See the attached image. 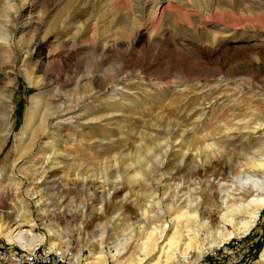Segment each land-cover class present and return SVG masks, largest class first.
<instances>
[{
  "label": "rangeland",
  "instance_id": "obj_1",
  "mask_svg": "<svg viewBox=\"0 0 264 264\" xmlns=\"http://www.w3.org/2000/svg\"><path fill=\"white\" fill-rule=\"evenodd\" d=\"M24 1L29 5L22 8ZM24 1L0 0V171L14 170L10 172L12 175L0 180V224L16 229L14 222L19 209L20 212L27 210L22 208L20 200H23L31 206L35 232L44 236V242L23 246L2 232L3 249L36 255L50 246L53 252L69 254L63 264H75L71 254L80 256L78 264H89L92 251L99 250L102 239L108 264L129 260L136 253L135 239L144 238L148 225L158 223L159 214L167 211L172 201L181 196L178 194L183 193L180 188L185 179L170 177L177 168L182 170L185 155L188 161L192 158L191 167L217 158L221 163L231 160L236 174L244 169L242 165L248 158L263 154L264 129L260 136H255L258 141L255 145H249V140L242 137L243 144L247 143L246 151H240L239 155L235 148L240 142L236 138L233 141L227 138L235 146L226 142L223 148L216 142L228 137L224 131L233 126L231 122H239L244 116L248 119L258 109L264 110V48L261 46L264 27L261 23L254 21V30L240 21H231L229 12L216 9L206 13L207 9L191 7L192 0H165V3H162L164 0H57L55 4L54 0ZM203 1L200 0L202 5ZM160 5L161 13L157 11ZM44 31L55 32L47 42L41 41ZM162 38L179 43L182 50L175 49L192 59L196 67L202 63L204 71L199 67L187 76L165 60H160L158 70L150 73L138 72L139 66L132 67L142 60L147 48H157ZM200 43L204 46L203 55L187 54V47ZM239 49H247L246 62L254 60L262 64L260 76L236 75V64L242 59L236 56ZM60 60L71 64L61 79L56 78L53 68L54 62ZM251 87L257 90L254 92ZM73 106H76L74 111H66ZM35 107L38 112L29 126ZM6 125L11 127L8 133ZM42 125L47 130L31 152L33 134ZM154 135L159 139H151ZM171 141H181L184 145L174 148ZM46 142L54 145L56 159L47 150ZM147 144H150L149 151L138 163L144 177H139L132 186L123 179L121 169L129 167V162L138 167L136 156ZM121 150L124 151L119 154ZM124 154H128V160L121 158ZM63 156L67 159L63 160ZM37 157L44 159L40 161ZM47 157L51 160L45 163ZM113 168L120 172L110 174ZM76 173L96 180L92 186H83L76 182ZM229 178L213 175L209 185L217 193L221 190L218 188L226 187L223 183H228ZM44 179L51 180L49 193L55 192L56 196L44 202L49 205L46 216L42 217L37 205L40 197L32 198L28 191L36 186L42 188L40 182ZM192 180L190 187L195 193L189 199L200 207L205 202L201 198L203 190L198 193L195 187L202 186L195 178ZM130 190L134 191L127 194ZM216 197L213 194L210 204H217ZM142 209L147 211L146 218L141 215ZM165 218L170 221V216ZM204 218L210 222L211 229L217 227L219 221L208 215L202 221ZM136 222L144 224V230ZM49 226L56 232H50ZM28 227L27 222L23 228ZM131 229L134 236H125L129 239L117 261L110 254L112 243L118 235L123 237ZM200 238L204 244L210 238L207 227L202 226ZM224 246L233 249L236 261L227 254L219 264L259 261L264 250V208L247 234L209 249L198 262L188 264L219 258ZM34 247H39L36 253L32 250ZM158 255L159 252L154 254V258ZM146 258L139 264H148L153 259ZM169 263L176 264L173 260ZM43 264H53V257L44 256Z\"/></svg>",
  "mask_w": 264,
  "mask_h": 264
},
{
  "label": "bare ground",
  "instance_id": "obj_2",
  "mask_svg": "<svg viewBox=\"0 0 264 264\" xmlns=\"http://www.w3.org/2000/svg\"><path fill=\"white\" fill-rule=\"evenodd\" d=\"M21 1H24V0H21ZM192 1H193L192 4H194V5H191V7L192 6L198 7V9H201V10L207 9V11H205L206 13H213L212 11H215L216 9H220L223 12H227V14L229 12L228 18L231 21H240L241 24H244L245 26L246 25L250 26L252 29H254L253 28L254 21H257L258 23L262 24V27H264V0H229V2H227V4L221 3L217 0H204L203 5H202V2H200V0H192ZM56 2H57V0H54L53 4H55ZM59 3H61V2H59ZM59 3H57L56 6ZM162 3H165V0ZM28 5H29L28 2L24 1L22 3L21 7L24 8V7H27ZM160 7H161V5L157 8L158 12L160 10ZM161 12H162V10H160V13ZM156 16H157V13L154 16V19L156 18ZM208 17H209V15H208ZM208 17H206L205 19H208ZM54 33L55 32H50V31L47 32L46 31L44 33L41 41L47 42L51 37L54 36L53 35ZM249 35H250V33H249ZM155 43H156V41H155ZM261 46H262V48H264V40H263V43ZM224 47L225 46H223V48ZM175 48L180 49L179 43H177L176 41L170 40V39H163L162 38V40H160L157 48H154V47L153 48L152 47L147 48V50H145L144 57L142 58V60L140 59L141 60L140 62L133 63L132 67L139 66L140 68H138V70H139L138 72L148 71L150 73L151 70L152 71L158 70L157 67L160 64V60L161 61L165 60L167 63L170 64L171 67L179 68L187 76H191V74H193V72H196L197 71L196 68L200 67V70H203L202 67H204V66L202 65V63L196 67L195 65H193V63H191L192 59L191 60L188 59V57L185 56V54L182 53V51L178 52V50H176ZM219 48H222V47H219ZM207 49H210V48H207ZM103 50H104V48H103ZM180 50H182V49H180ZM224 50H225V52H228V50H226L225 48H224ZM186 52H187V54L188 53L195 54L197 52L198 55H203L204 54V46L201 43L196 44L191 48L187 47ZM209 53H213V51H210ZM126 54L128 55V52H126ZM149 55H152L153 57L150 59ZM246 55L249 56L247 49H242V50L239 49L237 51L236 56H239L242 59L241 60L239 59V62H237V64H236V75H241L243 73H248L247 75H249V73H251L250 76L252 74H254L256 76L259 75L260 72L262 71V64H260L259 62H255L254 60H249L248 62H246L244 60ZM242 60H243V62H241ZM65 62L66 61H64V60L54 62L53 68H54V71L56 74L55 75L56 78L61 79L64 71L67 70L68 67L70 69L71 64L68 61L66 63ZM222 67L223 66L219 67L218 69H222ZM133 69L137 70V68H133ZM214 72H216V71H214ZM140 74H142V73H140ZM254 75H253V78L255 77ZM47 76L50 77L51 75L47 74ZM93 80H95V78H93ZM253 80H256V79H253ZM251 89L254 92L257 90L256 88H252V87H251ZM252 94L253 93H251V95ZM245 103H246V101H245ZM250 106H251V104H250ZM253 106H254V104H253ZM75 109H76V106L68 107L66 111L72 112ZM245 109H246V107H245ZM205 110L202 112H205ZM258 110L251 112L249 114L250 116L248 115V117H250L248 119H246L245 118L246 116H244L239 122L236 121L233 124H232V122L231 123L228 122L231 124V126L232 125L233 126L229 127L228 131H227V129H226V131H224L225 133L228 134V137H226L224 139L220 138L216 141L218 146H220V147L223 146V148H224V145L226 144V142H229V144H232L233 146H235V143L232 141L234 138H236V142H240V144L237 143L236 148L235 147L234 148L236 149V152H238V155H239V153H241L240 151H242V150L246 151L245 149H246L247 143L243 144L244 143L243 141H245V140H242V137L249 140V145H251V144L255 145L258 142L257 138L255 136L257 134H259V136H260L261 135L260 134L261 129H264V126H263L264 125V112H263L264 110L263 111H258ZM260 110H262V109H260ZM31 112H32V115H31L29 126L33 123V120H34V118L38 112V108L35 107V110L32 109ZM239 113H241V112H239ZM203 114H205V113H203ZM239 116H240V114H239ZM6 122H7V120H6ZM225 123H227V122H225ZM7 125H6V132L8 133L9 131H11V127H10V125L9 126H7ZM46 130H47V127L45 125H42L41 130L36 131L37 133L33 134V135H35L34 137H32L34 141L32 140L33 143L29 146V150H31V152L37 146V140L43 135V133H45ZM218 133H219V131L217 132V134ZM231 133L233 135H230ZM84 134H88V133L85 132ZM29 138H31V137H29ZM172 138H176L175 135H172ZM227 138H229V139L231 138L232 141H229ZM151 139L154 140V139H159V138L157 136L155 137V135H154L151 137ZM20 140H21V138H20ZM73 141H74V139H73ZM79 141L81 143H86V141L84 139H79ZM180 143H178V142L172 143V141H171V144L173 145L174 148H176V146L182 147L184 145V143L182 144L181 141H180ZM51 144H54V143H51ZM46 145H47L46 148L48 151L54 150V147H53L54 145L51 146L48 143ZM147 146H150V144L144 145L142 150H141V153H139L136 156L137 157L136 163H137L138 167L135 166V168H134L133 167L134 163H130V162H129V164H127L129 166V167L126 166L127 168L123 167V169H121V167H119L122 170L123 179L128 184H130L132 186H134L138 180H140L141 178L144 177L143 172L141 170V167L138 165V163L141 162L142 156H144L149 151V148ZM16 147H18V146H16ZM120 147L122 148V145ZM251 147H249V148H251ZM207 148H208V146H207ZM261 149H262V147H261ZM261 149H260V151H261ZM124 150H121L119 154H122ZM55 152L52 151L51 155L56 159L57 156H54ZM260 154H261L260 157L254 156V158L253 157L248 158L246 163L244 165H242V166H244V169L238 170L236 172V174H234L235 173V171H234V169H235L234 165L235 164L231 160H227L225 163H221L220 161H218V158H217L216 160L213 159L211 162H209V160H208L209 163L201 164L199 167H197V166L191 167V166H189L190 165L189 163H191V164L193 163V162H191L192 158L188 161V159L186 158V155H185L186 164H184V166L182 167V170L180 168H177L176 171L171 172V177H170V178H173V177L176 178L175 180L185 179L184 185L180 188V191H183V193L180 192L182 194H180V193L178 194L179 196L180 195L181 196L178 197L177 201H175V202L172 201V203L167 207L168 208L167 211L166 210L162 211L159 214L158 223L148 225V230H144V224L139 225L136 222V225H139L141 230L146 231V233L144 234V238L135 239L136 240V244H135L136 253L131 254L133 256L129 257L130 258L129 260L133 259V261H129V260L122 261L121 260L118 264H139V263L144 262L146 257H147L146 259H148L150 257L153 258L151 261H149L148 264H170L169 262L172 260L175 261L176 264L196 263V262H198L201 255H203L209 249H211L213 247L221 246L225 241L231 240L233 237H240L241 234H247L251 230V228L256 224V221L259 218V216H260V214L264 208V152H263V154H262V152ZM149 155H150V153H149ZM236 155H237V153H236ZM240 156H242V154H240ZM121 158L123 160H128V154H124L123 156H121ZM228 158H230V157H228ZM38 159H40V161H42L44 158L40 157ZM46 159H47V161H45V163L51 160L50 157L45 158V160ZM64 159H67V158L63 156V160ZM238 159H239V157H238ZM51 162L54 163L55 161H51ZM161 164H163V161L161 162ZM79 165H81L80 168L83 166L82 163H80ZM198 165H199V163H198ZM195 168H199V169L194 171ZM11 170H13V169L9 168L8 170L0 171V180H4L5 177L12 175L10 173ZM183 170H185V171H183ZM191 171H194V172L191 174L190 173ZM119 172H120V170L115 169V168H113V170H110V174H112V175L117 174ZM76 175L78 176L76 178V182L82 184L83 186H86V185L92 186L94 184V181L96 180V179L95 180L94 179L88 180L85 177L84 178L80 177L79 173H76ZM213 175L216 177L225 176V175H227V177H230L229 180L227 179L228 183H223V184H226V187L225 188H218L221 190L218 191L217 193H215L213 191V189L211 188L212 186L209 185V183L211 181L210 177H212ZM139 177H140V179H139ZM193 178H195L196 181L198 180L199 184H201V186H202L200 188H197V186H196L195 190L198 189L197 190L198 193L201 190H203V192H201V198H202V196L204 197V199H205L204 203L205 204L203 203V205L200 207L194 206L193 203H191L193 201L190 202V199H192V197H190V196H192V192H193L192 191L193 189H191L190 185L193 183L192 182ZM88 181H90V183H88ZM198 181H197V183H198ZM40 183H42V185H41L42 188H40V186H36L33 189H30L28 192L32 198L40 197V199L42 200V203H40L41 200H39L37 205L39 207L40 215L42 217H45L46 216V208L48 207L49 204L48 203L44 204V202H46L49 198H53L54 196H56V193L55 192L53 194L49 193L50 187L48 186V184L51 183V180H48V179L45 180L44 179ZM218 184H220V182ZM223 184L221 183L220 185L224 186ZM178 186H180V185H176V187H178ZM222 186H220V187H222ZM121 188L123 190H125L123 187H121ZM133 191L134 190L126 191V193L128 194V193L133 192ZM193 193H195V192H193ZM116 194H118V193H116ZM202 194H204V195H202ZM213 194H217V197H216L217 204H214V203L210 204V201L212 199ZM189 197H190V199H189ZM185 201H187V203H184ZM20 203L23 206L22 208L26 207L27 210H23L22 212H20L21 208L19 209L18 217L15 220L16 222H14V224H17L16 229L12 230L11 229L12 227H8L7 225L3 226V224H0V233L5 232L6 236H8V238L10 240L17 241V242L21 243L23 246H29V245L32 246L35 244L37 246V244L41 240H43L44 236L43 235L38 236L37 233L35 232V229H34L35 221L32 218V215H33L32 211L33 210H32V208H30L31 206L28 205V203L24 202L23 200H20ZM42 207H44V208H42ZM146 214H147V211H144L142 209L141 215H143V218H146L145 217ZM166 215L170 216V221H168L165 218ZM206 215H208V218H210V219H213L215 221L216 220L219 221L217 224V227L215 229L210 228V226H209L210 222L208 220H205V218L202 221V217H205ZM27 222L29 223V227L23 228L24 226H26ZM228 225L232 227V230L229 229ZM202 226L208 228L209 235H210V238L207 240V242L205 244H204V242H202V240L200 238V231L202 230ZM17 229H18V231H17ZM48 229L52 233L56 232L50 226ZM127 234H130L133 237L134 236L133 229H131L130 231H128L126 233H123L122 234L123 237H120L118 235L112 243L113 249H111L110 254L112 257L116 258L117 261H118V258L124 254L123 249L125 248V244L129 239V238L125 237ZM42 242H44V240ZM42 242H40L39 244L41 245ZM102 242H103L102 239H100V242H99L100 247H99L98 251H92L91 257H93V259L89 264H108V260H107L108 253L105 251L104 247L102 246ZM0 246H3V244L0 243ZM39 247H37V248L34 247L32 249L34 251V253H36V251ZM55 252L57 253V255H59V258H61L62 260H65V261H66L65 258H67V255H69L68 253H66V252L63 253L62 251H54V253ZM158 252H159V255L156 259V258H154V254H156ZM160 252H161V254H160ZM70 259H71L72 263H75V264H78L80 262V256L78 254H77V256L71 254ZM254 264H264V250L262 251L261 259L259 261L255 262Z\"/></svg>",
  "mask_w": 264,
  "mask_h": 264
},
{
  "label": "built area",
  "instance_id": "obj_3",
  "mask_svg": "<svg viewBox=\"0 0 264 264\" xmlns=\"http://www.w3.org/2000/svg\"><path fill=\"white\" fill-rule=\"evenodd\" d=\"M234 243H236V238H234ZM218 248V247H217ZM224 252L222 255L219 256V258H213L211 261H203L205 259H202L200 262L201 264H219L221 263L220 260H223L221 258L227 257L231 255L232 261H236V254H232L233 249L229 248L228 246H224ZM215 251V249H212ZM210 255L212 257V251L210 252ZM44 256H52L53 257V264H63L66 263L65 260H62L59 258V255L54 253L52 250H50L49 247H44L40 253L36 255H28V253H22V252H13V249H3V246H0V264H43V257ZM198 264V263H197Z\"/></svg>",
  "mask_w": 264,
  "mask_h": 264
}]
</instances>
